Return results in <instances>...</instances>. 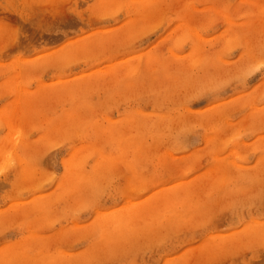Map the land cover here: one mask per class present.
Returning <instances> with one entry per match:
<instances>
[{
    "label": "rangeland",
    "instance_id": "rangeland-1",
    "mask_svg": "<svg viewBox=\"0 0 264 264\" xmlns=\"http://www.w3.org/2000/svg\"><path fill=\"white\" fill-rule=\"evenodd\" d=\"M92 2L104 27H0V264H264V0Z\"/></svg>",
    "mask_w": 264,
    "mask_h": 264
},
{
    "label": "snow or ice",
    "instance_id": "snow-or-ice-1",
    "mask_svg": "<svg viewBox=\"0 0 264 264\" xmlns=\"http://www.w3.org/2000/svg\"><path fill=\"white\" fill-rule=\"evenodd\" d=\"M117 10L122 9L123 5L113 6ZM57 19L52 21L51 19L47 22L40 23L37 25L36 20L26 21L23 17H18L16 20H9L8 18H4L2 22H0V27H2L6 31H15L17 36V44L18 47L23 49L25 47H30L31 44L35 43L33 38V28L39 29L42 32H53L58 31L60 28H63L65 31L69 28H77L84 27L86 23L92 24L94 27H104V21L106 17L101 15L96 11L98 8L92 0H84L83 3H79L76 5L72 4H64L57 5ZM31 25V27H29ZM175 27V25H173ZM92 29L90 28L89 31ZM12 52H15L16 49H12ZM241 51H245V49H241ZM239 55V53H237ZM234 59V57H233ZM255 73H259L261 78H264V47L261 48L259 52V59L256 63L250 64L247 70L244 72L241 79H247V77L252 76ZM255 81H251L250 84H254ZM55 155V154H54ZM51 166V164H49ZM4 170L0 169V173ZM234 213H238L239 209H232ZM200 227L205 230L211 229L212 225L210 222L206 221ZM121 264H129L128 261H123ZM139 264V262H137ZM217 264H248V261H240L239 259L232 258L228 259L226 257L221 258Z\"/></svg>",
    "mask_w": 264,
    "mask_h": 264
}]
</instances>
